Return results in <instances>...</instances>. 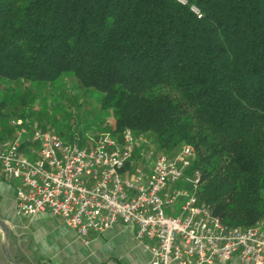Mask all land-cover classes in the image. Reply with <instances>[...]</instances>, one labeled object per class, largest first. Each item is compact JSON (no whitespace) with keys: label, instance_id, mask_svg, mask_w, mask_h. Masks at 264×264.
<instances>
[{"label":"trees","instance_id":"obj_1","mask_svg":"<svg viewBox=\"0 0 264 264\" xmlns=\"http://www.w3.org/2000/svg\"><path fill=\"white\" fill-rule=\"evenodd\" d=\"M183 1L0 0V143L49 130L35 101L72 78L112 112L110 136L190 146L177 188L198 173L199 203L245 230L264 217V0Z\"/></svg>","mask_w":264,"mask_h":264},{"label":"built area","instance_id":"obj_2","mask_svg":"<svg viewBox=\"0 0 264 264\" xmlns=\"http://www.w3.org/2000/svg\"><path fill=\"white\" fill-rule=\"evenodd\" d=\"M135 153L146 165L128 172ZM193 157L188 145L156 154L129 129L78 147L52 130L20 128L0 143V174L15 184L18 215L59 218L83 239L132 225L149 264H264V218L245 230L224 224L199 203L198 173L192 190L177 188Z\"/></svg>","mask_w":264,"mask_h":264},{"label":"crops","instance_id":"obj_3","mask_svg":"<svg viewBox=\"0 0 264 264\" xmlns=\"http://www.w3.org/2000/svg\"><path fill=\"white\" fill-rule=\"evenodd\" d=\"M132 225L78 237L59 218L17 214L15 184L0 174V264H149ZM219 264V263H218ZM224 264H248L237 257Z\"/></svg>","mask_w":264,"mask_h":264},{"label":"rangeland","instance_id":"obj_4","mask_svg":"<svg viewBox=\"0 0 264 264\" xmlns=\"http://www.w3.org/2000/svg\"><path fill=\"white\" fill-rule=\"evenodd\" d=\"M35 108L47 116V129L56 133L61 130L64 134L79 130L88 142L101 134H108L107 129L114 123L112 112L100 109L96 98L83 93L72 78L61 79L47 94L39 96ZM52 121L54 124H50ZM33 125H37L36 121H33ZM138 165L143 167L146 162L138 161ZM202 185L197 189L198 198ZM212 205L210 207L213 209Z\"/></svg>","mask_w":264,"mask_h":264}]
</instances>
